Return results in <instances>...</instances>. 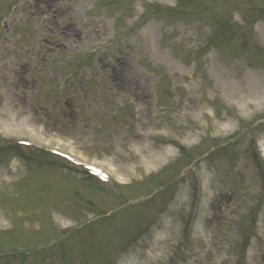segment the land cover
Returning a JSON list of instances; mask_svg holds the SVG:
<instances>
[{"label":"rangeland","instance_id":"obj_1","mask_svg":"<svg viewBox=\"0 0 264 264\" xmlns=\"http://www.w3.org/2000/svg\"><path fill=\"white\" fill-rule=\"evenodd\" d=\"M0 264H264V0H0Z\"/></svg>","mask_w":264,"mask_h":264}]
</instances>
